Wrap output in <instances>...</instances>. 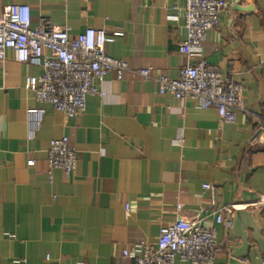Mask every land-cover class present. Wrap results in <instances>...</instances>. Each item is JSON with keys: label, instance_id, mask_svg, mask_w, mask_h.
<instances>
[{"label": "crops", "instance_id": "crops-1", "mask_svg": "<svg viewBox=\"0 0 264 264\" xmlns=\"http://www.w3.org/2000/svg\"><path fill=\"white\" fill-rule=\"evenodd\" d=\"M226 1L199 59L243 85L246 112L233 124L158 93L160 76L177 79L198 61L180 52L183 0H0V13L28 5L35 28L121 33L106 53L131 69L122 81L109 74L107 96L88 97L85 113L70 119L29 90L26 79L42 68L11 51L0 62V264H134L141 244L155 245L176 221L177 204L215 232L214 264H264V208L237 211L231 228L216 222L218 209L264 198V0ZM65 137L77 171L49 176L50 143Z\"/></svg>", "mask_w": 264, "mask_h": 264}, {"label": "built area", "instance_id": "built-area-1", "mask_svg": "<svg viewBox=\"0 0 264 264\" xmlns=\"http://www.w3.org/2000/svg\"><path fill=\"white\" fill-rule=\"evenodd\" d=\"M228 7L226 0H183L182 16L186 38L180 52L196 64L179 70L177 79L160 76L158 93L171 94L176 100L195 102L204 110H216L225 124L236 122L239 113L246 112L242 105L244 87L220 68L199 59L209 33L220 23L221 14ZM121 33L109 35L105 30H86L71 37L60 26H32L31 8L26 4L4 6L0 13V62L11 51L18 63H27L43 69L38 77H28L26 84L39 103L51 105L67 118H78L86 111L87 98H105L102 82L113 74L118 81L131 72L129 64L110 57L106 46ZM143 79L151 76V69L138 72ZM30 136L39 126L40 113L29 112ZM35 161L28 162L33 167ZM78 167L77 148L68 137L53 140L47 154V174L61 170L71 178ZM204 190H214L204 185ZM264 208V198L251 204L224 206L216 211L217 223L232 226L234 214L247 208ZM129 211V208L126 207ZM182 204L176 205V221L160 230L155 245L141 244L134 264H214L221 246L215 232L202 226L200 216L184 213ZM127 251L124 256H128Z\"/></svg>", "mask_w": 264, "mask_h": 264}]
</instances>
